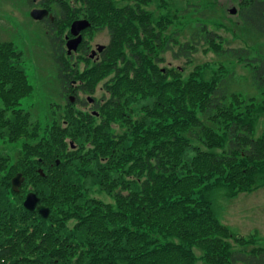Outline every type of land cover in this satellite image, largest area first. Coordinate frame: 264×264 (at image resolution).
Returning a JSON list of instances; mask_svg holds the SVG:
<instances>
[{
  "label": "trees",
  "instance_id": "1",
  "mask_svg": "<svg viewBox=\"0 0 264 264\" xmlns=\"http://www.w3.org/2000/svg\"><path fill=\"white\" fill-rule=\"evenodd\" d=\"M129 1L74 0L86 15L61 0H40L60 11L45 25L66 100L65 110L51 103L45 118L24 109L34 86L23 53L0 43V140L16 153L0 154V264H195L196 248L208 264H264L261 239L235 235L210 198L217 188L236 197L264 186V134L255 137L264 56L222 48L205 26L201 39L179 44L190 22L167 11L170 0H157L168 12L158 19L146 9L156 0ZM237 1L245 30L264 38V0ZM81 14L89 30L111 29L98 60L69 56L57 35ZM202 43L248 66L262 99L230 92L218 77L185 78L184 67L162 66L169 52L191 64ZM81 61L89 64L84 70ZM100 85L98 116L78 111V96L66 98L94 95ZM29 193L50 208L48 219L24 208Z\"/></svg>",
  "mask_w": 264,
  "mask_h": 264
},
{
  "label": "rangeland",
  "instance_id": "2",
  "mask_svg": "<svg viewBox=\"0 0 264 264\" xmlns=\"http://www.w3.org/2000/svg\"><path fill=\"white\" fill-rule=\"evenodd\" d=\"M65 1L72 6L74 5V0ZM134 3H132V7H134ZM158 5L159 2L156 0L150 6H146V9L151 11L157 19L167 15L169 11L172 15L180 12L188 17L190 24L180 32L179 44L187 42L193 35H195V39H201L202 27L205 26L220 36L219 42L222 48H247L252 51L253 56H264V38L245 30L239 17L240 6L237 0H170L168 12L159 8ZM36 8L52 11L54 14H50L52 20H55V14H58L54 4L45 8L39 3L30 4L28 0H0V43L11 42L18 51L23 53V67L30 83L34 86L31 104L25 106L24 109L32 111L36 117H40L41 114L45 118L46 113L51 111V103L56 106V109L65 110L66 100L63 98V91L57 80L46 25L31 18V13ZM233 9L237 10L234 15L231 14ZM82 17H84L83 14L80 15L79 19ZM74 22L76 21H73L65 30V34L70 33ZM174 30V27L170 28V31L174 32ZM85 41L88 42L91 49L95 48L96 45L107 46L110 43V37L106 31H99L87 35ZM75 54L77 56L78 53ZM83 54L80 53L79 55ZM91 55L87 53L85 56L91 59ZM193 60L188 65L185 60L175 59L173 54L169 52L165 55L162 66L184 67L185 78L195 72H201L207 81L218 77L217 80L224 83L230 92L241 93L257 100L262 99L260 92L253 83L251 69L245 64L239 63L229 55L219 56L204 43L201 44L200 50L194 55ZM78 66L84 70L89 64L81 61ZM199 68L202 70L198 71ZM66 95L64 96L67 98L68 94ZM102 96L103 90L100 85L94 95L80 92L79 99L82 102L89 98L100 100ZM76 108L85 113L95 111L94 114H98L95 108L90 107L91 109L84 110L81 105L80 107L77 105ZM1 109L3 106L0 103ZM10 115L8 114V116ZM263 134L264 112L257 117L255 137L259 138ZM7 153L11 154L9 156L12 159L16 156L13 145L6 140H0V154L6 155ZM210 198L217 218L228 226L235 235L261 239V243H258L257 246L264 245V186L252 192L241 193L236 197H230L224 188H217L211 192ZM229 242L234 250L240 249L234 241L230 240ZM252 250L253 247H249L245 251L248 253ZM194 252L197 256L195 264H208L201 259L203 255L201 250L196 248Z\"/></svg>",
  "mask_w": 264,
  "mask_h": 264
},
{
  "label": "water",
  "instance_id": "3",
  "mask_svg": "<svg viewBox=\"0 0 264 264\" xmlns=\"http://www.w3.org/2000/svg\"><path fill=\"white\" fill-rule=\"evenodd\" d=\"M237 10H231V14H236ZM49 15L47 10L35 9L31 13V18L35 21H42L45 17ZM91 26L90 22L87 20H79L72 24L71 33L75 37L67 42V53L68 55H72L74 52L78 51L80 44L82 43L81 33L88 29ZM105 49V46H99L97 51H94L90 56L91 59H94L98 53H102ZM71 101L74 102L75 98L71 97ZM90 102H94V99L89 98ZM98 115L97 113H95ZM74 148V145H71ZM40 173L44 175L43 171L40 170ZM24 179L19 174L17 175L12 183L15 192H19L20 186L22 185ZM24 208L29 212H37L42 218L48 219L51 213L50 208L41 204V199L35 193H29L26 197V200L23 203Z\"/></svg>",
  "mask_w": 264,
  "mask_h": 264
},
{
  "label": "flooded vegetation",
  "instance_id": "4",
  "mask_svg": "<svg viewBox=\"0 0 264 264\" xmlns=\"http://www.w3.org/2000/svg\"><path fill=\"white\" fill-rule=\"evenodd\" d=\"M61 2H63V3H68L67 1H65V0H61ZM74 2V1H73ZM114 2L116 3V5L118 4V0H114ZM37 3H40V0H34L33 1V4H37ZM132 3H133V0H130L129 1V4L130 5H132ZM55 5V4H54ZM56 6V5H55ZM50 7H51V5H50ZM57 7V6H56ZM118 7V6H117ZM131 7V6H130ZM71 8L73 9V10H79L80 12H82V13H87V10H86V8L85 7H76L75 5H73V6H71ZM36 9H41V10H45L44 8H36ZM48 10V9H47ZM57 11L58 12H60L59 11V9H58V7H57ZM48 12H49V14H53V12L52 11H50V10H48ZM54 15V14H53ZM87 15V14H86ZM55 19V18H54ZM47 20H51V21H54V20H52L51 18H50V16H47V17H45L41 22L42 23H44L45 24V22L47 21ZM78 20H87V21H89L90 22V24H91V21L88 19V18H86V17H82V18H76L74 21H78ZM92 27V24H91V26L88 28V29H86V30H84L82 33H81V36H82V43L80 44V46H79V48H78V51L76 52V53H78V54H80V53H88L89 55H91L94 51H97L98 50V47L100 46V45H96L95 46V48H89V45H88V42H86L85 41V39H86V37H87V35H92L93 33H97V32H99V31H101V32H103V31H106L107 32V34L109 35V37H111V29H110V27H108L107 25L106 26H97L95 29H92V30H89L90 28ZM48 33V32H47ZM66 32H65V30H58L57 31V35H60V37H62L63 39H64V47L66 48V50H67V42L69 41V40H71V39H74L75 37L72 35V33H71V31H70V33L69 34H65ZM100 58V54H97V56L95 57V59H99ZM79 94H80V91H78V95H76V94H74V93H68V97H70V96H74L75 98H76V96H78L79 97ZM87 101V102H86ZM86 101H83V105H81L82 106V108L84 109V110H87V109H91V108H94L95 107V101L94 102H90L89 101V99H87ZM75 102H76V100H75ZM74 102V103H75ZM90 105V106H89ZM91 107V108H90ZM94 112L95 111H93L92 113L94 114ZM85 113V112H84Z\"/></svg>",
  "mask_w": 264,
  "mask_h": 264
}]
</instances>
